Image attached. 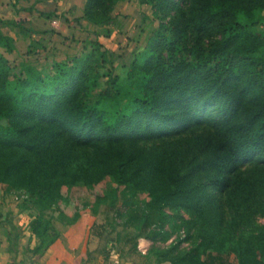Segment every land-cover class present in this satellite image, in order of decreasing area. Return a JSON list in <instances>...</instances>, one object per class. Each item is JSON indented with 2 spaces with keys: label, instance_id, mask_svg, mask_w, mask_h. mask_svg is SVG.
<instances>
[{
  "label": "trees",
  "instance_id": "trees-1",
  "mask_svg": "<svg viewBox=\"0 0 264 264\" xmlns=\"http://www.w3.org/2000/svg\"><path fill=\"white\" fill-rule=\"evenodd\" d=\"M122 1L86 0L84 18L107 23ZM147 4L160 26L144 60L121 74L92 53L51 80L27 67L10 90L0 55V186L39 207L31 253L52 251L46 264L63 257L46 212L64 188L106 178L145 193L162 224L176 219L166 209L190 216L182 222L194 248L156 250L157 264H264V0ZM128 84L138 94L121 110L100 107Z\"/></svg>",
  "mask_w": 264,
  "mask_h": 264
},
{
  "label": "rangeland",
  "instance_id": "rangeland-1",
  "mask_svg": "<svg viewBox=\"0 0 264 264\" xmlns=\"http://www.w3.org/2000/svg\"><path fill=\"white\" fill-rule=\"evenodd\" d=\"M85 5L86 0H0V32L8 39L0 43V55L7 61L10 90L27 67L51 80L60 69L68 71L75 59L92 53L103 56L107 70L116 66L119 74L121 67L144 60L149 39L160 26L147 0L120 2L112 20L104 24L87 21ZM241 21L246 20L241 17ZM6 43L13 47L7 50ZM137 94L132 84L125 85L118 103L100 107L114 114ZM148 202L145 193L133 194L111 178L95 186L64 188L62 201L45 214L62 233L60 264H157L156 250L173 246H178L177 252L192 250L196 239L182 222L190 216L166 209L176 219L162 224L147 208ZM39 211L24 192L0 186V263L46 264L50 260L52 251L44 257L31 253L35 241L29 223ZM146 219L149 229L143 232ZM257 223L263 226L264 217ZM152 235L155 240L150 239ZM101 249L108 255L95 254Z\"/></svg>",
  "mask_w": 264,
  "mask_h": 264
},
{
  "label": "crops",
  "instance_id": "crops-1",
  "mask_svg": "<svg viewBox=\"0 0 264 264\" xmlns=\"http://www.w3.org/2000/svg\"><path fill=\"white\" fill-rule=\"evenodd\" d=\"M0 264H5L4 262L0 263ZM165 264H169V263H165Z\"/></svg>",
  "mask_w": 264,
  "mask_h": 264
}]
</instances>
